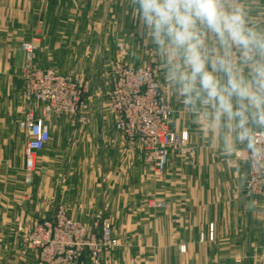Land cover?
I'll list each match as a JSON object with an SVG mask.
<instances>
[{"label":"crops","instance_id":"crops-1","mask_svg":"<svg viewBox=\"0 0 264 264\" xmlns=\"http://www.w3.org/2000/svg\"><path fill=\"white\" fill-rule=\"evenodd\" d=\"M262 1H257L256 7ZM242 6L246 8L247 2L242 1ZM249 18L257 27L264 28V12ZM5 19L0 17V66L7 63V71L15 73L24 58L15 31L22 28L21 24L31 22L32 30L35 28L38 33L39 19L34 22V15L25 18L22 12L17 17L19 20L12 23H6ZM68 20L50 17L49 39L55 36L68 39L71 33L60 32L56 26L68 24ZM75 23L87 21L80 18ZM171 99L174 113L169 127L175 133L186 132L188 140L169 149L165 172L157 181L143 182L146 197L161 203L158 208L145 211L149 216L145 233L150 237L153 232L155 246L178 257L189 256L190 249L195 263L229 264V256L238 254L242 264H264V204L248 197L245 188V157L250 142L237 140L226 129L213 128L204 110L186 106L176 92ZM84 116L89 121L86 125L58 119L53 126L48 125L49 199H56L55 179L62 176L68 179L63 189L65 200L70 199L65 206L71 218L88 222L91 216L101 212L106 200L111 204L112 224L126 219L129 223L136 202L135 148L120 142L109 113L90 111ZM0 117L8 120L6 126H0V246L5 252V248L15 249L19 240L9 232L27 229L40 216L34 201L40 199V183L36 179L41 176L33 174L31 185L24 182L27 137L13 114L4 113ZM252 127L254 132L260 126ZM65 152L71 153L72 158L61 160L60 154ZM253 252L256 259L251 258ZM20 254V258L14 257L16 264H37L34 253Z\"/></svg>","mask_w":264,"mask_h":264},{"label":"rangeland","instance_id":"rangeland-1","mask_svg":"<svg viewBox=\"0 0 264 264\" xmlns=\"http://www.w3.org/2000/svg\"><path fill=\"white\" fill-rule=\"evenodd\" d=\"M242 1L247 2L245 9L248 16H261V13L264 12V3H262L264 1L260 2L257 7L256 2L261 0ZM0 6V17H7L5 19L6 23L19 20L17 17L21 16V12L25 18L34 15V22L37 18L39 19L38 33L35 28L34 31L32 30L31 22L21 24L22 28L20 27L15 31V37L21 41L20 48L23 43H30L34 50L33 67L37 70H51L56 75L63 77L65 83L75 85L82 93L83 102L82 108L72 118H69L56 117L46 111L45 105L29 99L25 94L23 79V70L27 61L21 48L24 58L18 72L7 71V63L0 66V115L4 113L13 114L19 123L20 120L32 114L42 118L47 125L51 124V126L54 125L55 119L73 120L81 125H86L89 121L84 115L90 111H105L112 116L108 109V93L111 89V75L119 65L132 68L147 67L151 70L152 86L157 89L158 94L169 107V127L174 113L171 98L175 90L166 80V70L157 47L148 38L142 37L137 23L131 18L129 0H0ZM243 6L245 7V5ZM54 16L66 17L67 20L71 19L68 20V24L60 23L56 25L57 28L59 27L60 32L67 31L69 34L71 33L68 39H60L56 36L54 39H49L48 29L50 25L48 20ZM80 18L86 20L87 23H75ZM95 19L97 21H93ZM35 26L36 24H34ZM74 32L76 33L74 34ZM75 36L82 38H76ZM38 63L40 66L37 65ZM112 119L114 126L113 116ZM7 121L0 117V126H6ZM172 132L177 136L178 144L182 145L187 142L188 135L186 132ZM119 137L121 143L133 145L135 148L133 152L137 156L136 161L134 160L133 163L136 177L135 213L134 216L130 215L129 223L126 219L120 224L116 221L112 224L110 217L111 204L109 205L106 200L101 212L91 216L88 222L71 218L65 206L70 199L65 200L63 189L64 182L65 180L68 182V179H63L62 176L57 175L55 179L57 184L56 199H49L47 192L49 179L46 167L48 146H46L38 154L36 167L32 173H29L31 182L27 184L31 185L33 174H40L41 179H36L40 183V199L34 201L40 216L36 217L27 229L15 233L9 232L10 236L13 235V237L19 239L18 244L15 249L5 248V252L3 246H0V264H16V258L21 257L20 253L28 251L35 254L37 264H43L40 261L39 251L30 249L24 242V238L27 237L36 224L42 221H50L60 210H64L68 218L83 223L88 228H92V224L97 220L96 218L111 225L116 245L111 250L102 252L98 264H202L192 261L190 249L188 250L189 256L178 257L171 251L166 252L165 249L155 246L157 242L153 240V232L150 237L147 231L145 233V229L149 227L147 226L149 225L147 223L149 216L145 215L147 209L158 208L159 206L157 201L154 202V199L150 200L146 197L143 182L145 179L157 181L162 174L154 175L148 172L147 167L152 163V151L147 144L140 141H129L121 135ZM122 154L127 155L125 152ZM59 158L68 160L72 157L71 153L65 152L61 153ZM39 162H42V166H39ZM24 174L25 179L27 174L25 170ZM74 180L85 181V179ZM61 191L62 193H60ZM83 202L87 203L86 200ZM150 238H152L151 241ZM0 242L2 241L0 240ZM184 255L186 254L184 253ZM251 258L256 259L255 252H253ZM229 259V264H242L238 254H231ZM83 260L85 264H94L88 257V253L83 255Z\"/></svg>","mask_w":264,"mask_h":264},{"label":"clouds","instance_id":"clouds-1","mask_svg":"<svg viewBox=\"0 0 264 264\" xmlns=\"http://www.w3.org/2000/svg\"><path fill=\"white\" fill-rule=\"evenodd\" d=\"M129 8L182 102L251 142L252 126L264 127V28L242 0H129Z\"/></svg>","mask_w":264,"mask_h":264},{"label":"built area","instance_id":"built-area-1","mask_svg":"<svg viewBox=\"0 0 264 264\" xmlns=\"http://www.w3.org/2000/svg\"><path fill=\"white\" fill-rule=\"evenodd\" d=\"M21 48L27 61L23 70L25 94L32 101L45 105L46 111L56 117L72 118L82 108L81 91L75 85L65 83L63 77L51 70L35 69L32 64L34 50L30 43H23ZM152 80L151 70L147 67L118 65L111 75L107 103L114 118L115 131L129 141L147 144L152 151V163L147 170L161 175L165 172L168 151L178 144V138L168 127L169 107L152 86ZM18 126L27 137L24 182L29 184V173L36 167L37 156L49 143L51 134L45 121L32 114L20 120ZM245 162L247 196L264 204V127L252 133ZM96 219L92 228H88L60 210L50 221L36 224L24 242L30 249L39 251L43 264H85V253L94 264H98L102 252L111 250L116 240L111 225Z\"/></svg>","mask_w":264,"mask_h":264}]
</instances>
